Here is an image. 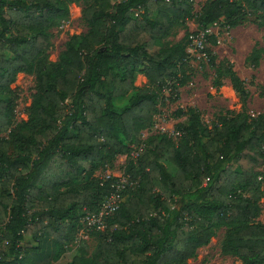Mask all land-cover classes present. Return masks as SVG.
Masks as SVG:
<instances>
[{
	"label": "trees",
	"instance_id": "obj_1",
	"mask_svg": "<svg viewBox=\"0 0 264 264\" xmlns=\"http://www.w3.org/2000/svg\"><path fill=\"white\" fill-rule=\"evenodd\" d=\"M195 1L0 0V264H22L26 250H38L27 237L38 245L54 237L58 261L85 213L100 211L118 179L101 184L96 172L141 147L157 112L155 88L135 87L137 75L160 90L187 82L184 47L154 50L193 17ZM203 1L206 28L254 18L264 25V0ZM80 4L87 33L49 62V31ZM20 73L35 76L36 86L28 120L15 124L11 85ZM217 73L248 100L231 67ZM176 116L184 118L177 141L163 135L139 147L127 170L136 189L97 232L92 257L68 264H188L222 230L224 256L264 264V225L256 223L264 115L223 116L211 128L196 110Z\"/></svg>",
	"mask_w": 264,
	"mask_h": 264
},
{
	"label": "rangeland",
	"instance_id": "obj_2",
	"mask_svg": "<svg viewBox=\"0 0 264 264\" xmlns=\"http://www.w3.org/2000/svg\"><path fill=\"white\" fill-rule=\"evenodd\" d=\"M204 5L205 1L196 0L192 6L193 17L176 24L170 36L157 45L154 50L157 52L162 48L175 45H181L186 49L187 57L183 66L187 77L186 84L177 83L173 89L172 83L175 81H169L170 86L165 90H160L149 83L144 75H137L135 87L140 89L152 87L158 94L157 112L153 115V126L141 133V147L132 145L131 156H119L113 165L101 167L95 174L101 184L111 178L125 181V189L121 195L123 202L126 194L134 191L137 186L127 173L129 163L138 158L140 148L147 146L150 141L160 136L164 135L174 142L177 141L179 137L177 126L184 121V118L176 116L179 111L187 113L190 109L196 110L201 114L203 123L209 128L217 124L218 119L223 116L246 113L251 118H256L259 115H264V25L259 20L254 22L256 19L254 18L253 21L249 20L236 28H225L221 24L206 28L200 20ZM84 8V4L72 5L69 16L49 31L51 43V48L47 52L49 62L55 63L59 60L72 37L87 33L88 28L83 21ZM202 35H205L203 46L198 47L195 40ZM252 57L259 58L257 66L249 61ZM220 66L231 67L244 81L245 88L249 93L247 101H242L238 97L229 79H218L217 70ZM219 81H221V85H218ZM35 86V76L24 73L18 74L15 82L12 83L11 100L15 104V124L28 120ZM7 135L8 133L4 137ZM167 168L172 174L175 173L173 166L168 163ZM259 171L264 174V168ZM262 180L264 193L263 175ZM260 206L261 212L256 223L264 225V195ZM97 232L101 231L89 230L80 221L73 239L67 241L63 246L59 260L57 261L55 258L51 263L68 264L77 256L91 258L100 242L96 235ZM224 239L225 231L222 230L210 245L200 248L196 257L188 264H243L235 257L222 254L221 246ZM26 242L38 245L32 237H27ZM30 252L32 251L26 250L24 256ZM58 255H60L59 248ZM28 260H30V256Z\"/></svg>",
	"mask_w": 264,
	"mask_h": 264
},
{
	"label": "built area",
	"instance_id": "obj_3",
	"mask_svg": "<svg viewBox=\"0 0 264 264\" xmlns=\"http://www.w3.org/2000/svg\"><path fill=\"white\" fill-rule=\"evenodd\" d=\"M205 35L198 37L195 40V44L198 47L203 46ZM125 189V181L118 180L112 186V192L106 201L103 203L100 211L96 214L85 213V215L81 219V223L85 228L89 230H99L103 231L106 229V220L108 217H111L114 213L118 211L120 205L122 204V192Z\"/></svg>",
	"mask_w": 264,
	"mask_h": 264
},
{
	"label": "crops",
	"instance_id": "obj_4",
	"mask_svg": "<svg viewBox=\"0 0 264 264\" xmlns=\"http://www.w3.org/2000/svg\"><path fill=\"white\" fill-rule=\"evenodd\" d=\"M33 246L38 247V250L30 252L28 257L24 256L25 263L22 264H52L51 262L54 261L58 253L57 241L54 237H44L39 245L33 244ZM29 256L30 260H28Z\"/></svg>",
	"mask_w": 264,
	"mask_h": 264
}]
</instances>
